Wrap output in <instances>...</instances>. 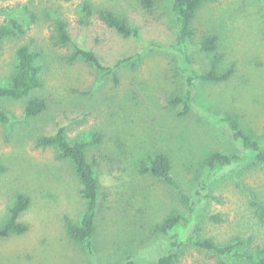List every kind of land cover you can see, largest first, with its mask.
<instances>
[{
  "label": "rangeland",
  "instance_id": "rangeland-1",
  "mask_svg": "<svg viewBox=\"0 0 264 264\" xmlns=\"http://www.w3.org/2000/svg\"><path fill=\"white\" fill-rule=\"evenodd\" d=\"M155 1L148 13L137 0H0V30L14 19L27 30L21 37H0V83H10L17 50L27 45L40 54L43 87L36 95L49 103L45 114L29 120L23 102L0 101L10 116L9 124H0L6 168L0 175V224L18 195L30 199L20 219L29 230L0 238V264H124L130 257L152 264L170 251L172 241L186 243L199 234L217 243L253 237L264 244V223L250 206L252 193L264 204V163L234 140L226 122L234 118L264 149V0L205 3L189 62L170 48L177 33L172 0ZM86 4L125 17L139 37H122L96 15L82 25ZM58 19L69 25L67 47L52 39ZM205 34L218 36L225 65L235 63L236 72L224 84L199 85L191 111L179 117L183 107L171 108L169 99L186 92L188 76L207 65L209 58L199 52ZM77 47L95 53L113 72L69 63ZM60 127L72 142L101 136L88 153L100 181L91 248L73 242L67 231V220L80 223L86 210L72 164L60 160L55 148L37 146L39 137ZM156 152L170 156L173 177L198 204L194 215L188 216L177 191L148 173ZM214 152L238 158L209 170L204 160ZM174 211L186 213L188 222L161 235L157 225ZM179 264H216V258L186 245Z\"/></svg>",
  "mask_w": 264,
  "mask_h": 264
},
{
  "label": "trees",
  "instance_id": "trees-1",
  "mask_svg": "<svg viewBox=\"0 0 264 264\" xmlns=\"http://www.w3.org/2000/svg\"><path fill=\"white\" fill-rule=\"evenodd\" d=\"M71 1V0H66ZM141 8L148 13L153 12L156 6L155 0H137ZM218 0H172V11L176 16L177 33L174 43L170 48L175 51L180 59L189 62L192 57L193 41L198 33L195 28V21L201 8L208 2ZM82 25H86L90 19L96 15L97 18L109 29L116 31L124 38H138L140 32L130 25L125 17L117 15L115 12L102 9L94 11L91 5L82 7ZM27 30L18 20L11 21L10 27H3L0 30V37L15 38L25 35ZM53 41L57 46L67 47L71 42L69 25L63 19H58L54 23ZM199 52L209 58L207 65L200 73H193L187 78L188 89L181 96L173 95L169 99L171 108L183 107V112L179 117L187 115L192 109V95L199 85L224 84L228 82L236 72L235 63L226 64V57L219 51L218 36L205 34L199 41ZM40 54L34 52L27 45H22L17 50V66L8 85L0 83V101L12 100L24 103V116L33 120L41 117L49 109L48 100L36 95L43 87L41 78V66L39 65ZM83 61L93 65L100 70L113 72L103 67L98 57L92 51L75 48L69 56L68 62L75 63ZM123 62H118V65ZM229 130L235 141L242 143L243 147L255 154L256 160L264 163V149L258 142L252 140L241 129L240 124L234 118L229 117ZM10 116L4 107L0 105V124H9ZM91 141L69 140L66 130L60 127L52 135H42L37 140L39 148H55L58 151L59 159L72 164L75 174L81 184V197L86 202V210L80 223L67 220V231L73 242L91 248L97 234V215L99 211L100 181L93 164L89 161L88 153L92 147L100 143L101 136L94 134ZM219 152L211 153L204 160L205 168L215 170L221 167L231 166L237 159ZM148 173L158 181L169 185L177 191L181 204L186 209L188 216L194 215L197 211V203L194 198L184 192L173 177V165L170 156L164 152H156L150 157ZM6 172L5 166L0 161V175ZM203 181H199L202 183ZM202 186V185H201ZM200 195V193H198ZM250 206L259 221L264 223V204L259 201L256 194L252 193ZM30 199L26 195H18L14 204L9 209L5 221L0 224V238H10L12 236H22L29 230V226L20 221L22 214L29 208ZM186 213L174 211L168 214L162 222L157 225V232L161 235H169L178 227L188 222ZM219 222L218 216L211 218ZM201 232L200 227L196 234ZM170 251L159 257L152 264H179L183 256V247L191 245L200 251L212 254L216 258V264H264V244L257 243L253 237H235L226 243H217L213 238L200 236L190 237L186 243H171ZM124 264H138V261L130 257Z\"/></svg>",
  "mask_w": 264,
  "mask_h": 264
}]
</instances>
